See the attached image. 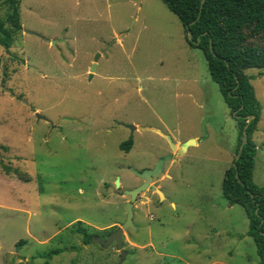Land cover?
<instances>
[{"label": "rangeland", "instance_id": "obj_1", "mask_svg": "<svg viewBox=\"0 0 264 264\" xmlns=\"http://www.w3.org/2000/svg\"><path fill=\"white\" fill-rule=\"evenodd\" d=\"M18 17L0 46V264H42L56 248L49 264H260L243 208L222 193L237 120L177 16L161 0H19ZM246 73L261 106L253 181L264 186V69ZM163 135L195 143L152 179L164 198H136L124 257L115 242L84 244L78 220L101 238L125 221L117 191L172 152Z\"/></svg>", "mask_w": 264, "mask_h": 264}, {"label": "trees", "instance_id": "obj_2", "mask_svg": "<svg viewBox=\"0 0 264 264\" xmlns=\"http://www.w3.org/2000/svg\"><path fill=\"white\" fill-rule=\"evenodd\" d=\"M161 1L181 22L187 43L202 52L211 78L218 84L237 120L239 140L235 154L250 118L245 128L247 142L238 160L233 158L224 172L222 193L230 204L243 208L248 219L247 233L255 243L260 264H264V186L253 181L256 144L252 138L260 119L261 106L251 83L253 76L246 73L248 69H264V0ZM0 4L7 9L5 16L0 18V46L8 49L20 29L19 0H0ZM187 30L192 33V39H188ZM131 145L132 140L128 139L120 144V148L128 152ZM2 169L6 174L19 172L8 165H2ZM75 231L81 234L84 244L92 242L98 233L91 232L79 220ZM61 251L60 248L49 250L43 255L42 264H49L52 255Z\"/></svg>", "mask_w": 264, "mask_h": 264}, {"label": "water", "instance_id": "obj_3", "mask_svg": "<svg viewBox=\"0 0 264 264\" xmlns=\"http://www.w3.org/2000/svg\"><path fill=\"white\" fill-rule=\"evenodd\" d=\"M203 2H204V0H201V3H203ZM187 35H188V39H192V33L189 30H187ZM98 56H99V54H96L94 59H93V62L91 63L90 70H89L90 76L92 75V73L95 69L96 60H97ZM35 116H36V119H43V120L51 123L49 118L41 115L39 112H35ZM249 122H250V118H248L247 124ZM247 124H246V126H247ZM246 126L243 129V138L240 142L238 151L234 156L235 161L238 160V158L242 152L243 145L247 142V139H248L247 133L245 132ZM125 127L128 128L130 130V132H132L133 130L136 129V126L129 125V124L125 125ZM163 136L168 141L172 152H169L168 154L159 157L158 160L155 162V164L152 167H147V168H144L140 171L132 169V172L134 174H136V176H138L142 180V183L138 184L135 187H132L130 189H119L117 192L119 195H127L129 197V199L126 202V218H125V221L115 231L110 232L106 236V238H101L98 235H95L93 237V241L95 243L99 244L101 247H107V246L111 245L113 242H115L116 246L121 251L122 258L124 257V254H125V251L122 249L123 232L125 230H127L128 228L136 229V227L133 224V215H134L133 207H134V202H135L137 196L140 193L144 192L146 189H151L159 195L160 199L164 198L163 193L161 192L160 188L152 184L153 177H157L158 175L161 174L165 161L171 160L173 158H178L179 156H181L186 151V149L189 145L195 143V141L193 139H189V140H185V141H183L177 145L171 139L170 136H168V135H163ZM233 166L236 168L235 162L233 163ZM236 176H238L237 171H236ZM115 185H116V188L119 187V179L118 178L116 179Z\"/></svg>", "mask_w": 264, "mask_h": 264}, {"label": "flooded vegetation", "instance_id": "obj_4", "mask_svg": "<svg viewBox=\"0 0 264 264\" xmlns=\"http://www.w3.org/2000/svg\"><path fill=\"white\" fill-rule=\"evenodd\" d=\"M120 124H121V123H120ZM121 125H122V124H121ZM126 125H127V124H126ZM124 127H125V125H124ZM127 129H128V128H127ZM128 130H129V129H128ZM129 131H130V130H129ZM130 133L132 134V133H133V131H132V132H130ZM147 167H149V166H147ZM147 167H145V168H147ZM153 178H154V177H153ZM141 183H142V180H141V182H140L139 184H141ZM117 192H118V191H117ZM140 194H141V193H140ZM140 194H139V195H140ZM139 195H138V196H139ZM138 196H137V197H138Z\"/></svg>", "mask_w": 264, "mask_h": 264}]
</instances>
